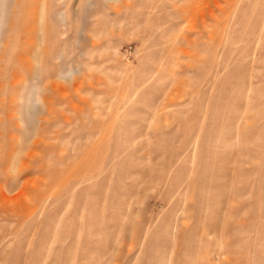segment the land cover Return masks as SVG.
Wrapping results in <instances>:
<instances>
[{
    "label": "rangeland",
    "instance_id": "1",
    "mask_svg": "<svg viewBox=\"0 0 264 264\" xmlns=\"http://www.w3.org/2000/svg\"><path fill=\"white\" fill-rule=\"evenodd\" d=\"M0 264H264V0H0Z\"/></svg>",
    "mask_w": 264,
    "mask_h": 264
}]
</instances>
